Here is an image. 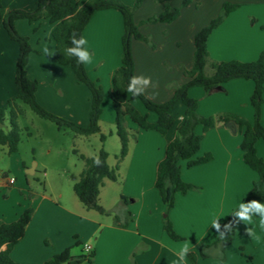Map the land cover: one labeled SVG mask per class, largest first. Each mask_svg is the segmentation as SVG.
Returning <instances> with one entry per match:
<instances>
[{"label":"crops","instance_id":"crops-1","mask_svg":"<svg viewBox=\"0 0 264 264\" xmlns=\"http://www.w3.org/2000/svg\"><path fill=\"white\" fill-rule=\"evenodd\" d=\"M89 1L82 0V4ZM126 1L129 6L135 2ZM182 2L170 0V5L179 7ZM37 3L38 0H16L12 5H4L3 0V8L6 11H34ZM225 3L241 7L210 36V59L252 62L264 52V0H201L199 6L194 2L184 8L181 16L173 23L141 25V22L165 10L163 4L156 5L153 0H144L134 15V21L142 34L151 37L155 47L134 40L132 53L135 76L151 77L152 83L144 91L152 101L158 104L168 102L176 87L188 82L181 68L190 70L193 66L195 36L221 14ZM48 23L39 24L41 29L48 27V34L42 35L39 28L40 35L34 36L41 53L31 55L27 68L29 77L39 83L37 99L51 113L87 126L90 121L91 93L76 80L70 67L55 61V43L52 41L55 25ZM27 24L17 21L16 26L22 34L30 37L38 25ZM123 34L122 14L113 9L96 12L84 31L83 37L87 41L84 48L92 57L91 62L85 64L86 70L89 77L100 84L105 92L100 123H103L105 110L111 108L106 97H109L112 88V75L122 65ZM43 38L48 41L45 46ZM9 43L7 32L1 28L0 107L18 95L15 76L19 50L13 48L11 55L7 56L6 46L8 48L11 45ZM41 47L43 50L47 48L48 53L41 51ZM254 89V82L237 79L221 85L209 94L200 87L192 88L189 94L199 101L198 111L202 116L233 113L252 122L255 112L250 100ZM140 103L134 101L132 104L143 115L147 114L150 122H156L157 115L149 113ZM185 112L183 105L175 109V125L166 136L142 130L127 119L131 138L129 153L120 166L122 168L126 165L120 197L121 200L122 196L128 198V205L122 200L123 204L115 213L102 205L109 213L104 216H115L113 222L102 221L100 216L95 217L93 213L97 212L87 210L73 196L63 194L60 188L50 190L46 185L43 194L31 190L30 197L16 196V205L0 210V221L15 222L29 207L34 209V214L24 238L11 253L12 259L20 264H43L67 248L79 247L76 243H80L81 251L74 252L72 249V256L83 255V246L91 245L95 254L92 264H132L133 261L136 264H193L190 252L198 255L195 264H264V223L254 213L250 221L239 219L224 261H221L217 249L211 250L209 257L199 255V247L216 241L222 224L233 211L244 205V199L259 180L258 173L244 162L241 150L243 135L233 132L227 126L210 130L204 135L198 156L212 154V162L191 169L186 162L181 163L183 180L201 188V191H192L187 195L178 194L176 206L169 214L176 233L185 240L174 241L165 232L163 216L166 207L155 188L157 165L164 158L167 145L177 138L178 128L185 120ZM115 119L116 113L115 117L111 115L114 124ZM262 123L264 125V106ZM196 133L203 134V128L199 126ZM3 150L8 152L7 147ZM257 150L258 155L264 159L263 141L257 144ZM29 168L26 167L28 173L36 174L39 165L35 164L32 170ZM44 171L47 172L46 169ZM8 181V175H0V190L17 184L16 181L10 186ZM15 195L13 189L8 197L10 199ZM127 212L133 215V221L123 228L121 225L127 222ZM185 247L187 252L181 257L180 253Z\"/></svg>","mask_w":264,"mask_h":264},{"label":"trees","instance_id":"trees-1","mask_svg":"<svg viewBox=\"0 0 264 264\" xmlns=\"http://www.w3.org/2000/svg\"><path fill=\"white\" fill-rule=\"evenodd\" d=\"M155 1L166 2L168 0ZM200 1L183 0L180 7H172L167 3L165 10L160 15L151 17L141 22V24L173 23L181 16L184 8L194 2L199 6ZM143 2L144 0H135L134 4L129 6L122 0H91L85 5L82 4V0H38L34 11H6L2 6V0H0V29H5L9 37L19 47L15 76L18 95L16 98L9 100L5 106L0 107V145L7 147L10 155L18 153L21 143V129L18 120L25 115V110L21 104L28 106L41 119L56 124L59 130H70L75 135L83 137L99 134L101 141L107 140V136L102 134L100 127L103 114L102 105L105 98L104 89L89 77L85 64L77 63V57L67 52V49L75 47L71 40L73 33H75L77 39L84 36V31L96 12L110 9L120 12L124 20L122 65L112 75V88L109 91V97L116 113V134L121 142V150L117 156L118 164L116 168H111L108 164L109 155L104 150H101L98 156L94 158L80 154V159L84 161L85 166L80 174L79 181L74 186V192L87 210L96 211L101 215H108L109 213L99 204L101 187L106 179L113 182L118 180L117 171L129 153L131 132L127 127V119H130L142 130L155 131L162 136H166L175 125L173 112L179 105H183L186 108L185 120L178 128L177 138L167 145L165 156L157 165L155 180V188L160 193L162 202L166 207L165 213L167 216L164 219V230L172 240L181 242L185 238L176 233L169 217L170 211L176 206L178 194L187 195L192 191H201V188L183 180L181 163L186 162L187 167L191 169L213 161L212 154L198 156L204 135L210 130L233 124L232 131L243 135L241 150L244 162L259 175V180L254 183L243 204L247 205L251 201L264 204V159L258 155L257 150V144L260 141L264 142V125L262 123L264 52L252 62L210 59L208 50L210 36L233 12L241 7V5L225 3L221 14L195 36L193 66L190 70L184 67L181 68L188 78V82L176 87L173 97L163 104L152 101L145 94V91L144 94L133 95L127 91L130 78L135 76L132 43L134 40H139L146 42L153 48L155 47L151 37L142 34L139 26L134 21V15ZM19 20H27L30 24L47 20L50 24L55 25L52 32V41L55 43L53 55L55 61L62 66L70 67L76 80L84 84L91 93L90 121L87 126H81L73 121L61 118L39 103L36 96L39 83L29 77L27 68L31 55L40 54V52L32 47L29 37L18 32L16 23ZM34 31H37V29ZM237 79L252 81L255 84L254 93L250 100L255 112L252 122L233 113H221L211 117H205L199 113V101L189 94L192 88L200 87L204 89L206 94H209L221 85ZM134 101H140L149 113L156 114L157 121L150 122L147 114L143 115L134 107L132 104ZM8 114L10 115L11 128L6 131L3 126ZM199 126L203 128V134L196 133ZM76 153L78 154L77 151ZM3 176H7V174ZM122 200L125 205H128V198L122 196ZM241 210V208H238L231 213L229 218L222 224L220 234L213 244L199 247L200 256L209 257L210 251L217 249L220 251L221 261L225 260L226 250L233 242L239 222L236 213ZM33 214L34 209L29 207L15 222L0 221V264H20L12 259L11 253L24 238ZM255 215L259 216L258 214ZM127 217V222L121 225L123 228H126L133 221V215L130 212H127ZM80 245V243H76V246ZM72 249H65L43 264L93 263L94 252L89 255L83 254L75 257L72 256ZM189 257L192 263L195 264L198 255L195 252H190ZM132 264H136L135 261Z\"/></svg>","mask_w":264,"mask_h":264},{"label":"rangeland","instance_id":"rangeland-1","mask_svg":"<svg viewBox=\"0 0 264 264\" xmlns=\"http://www.w3.org/2000/svg\"><path fill=\"white\" fill-rule=\"evenodd\" d=\"M15 1L16 0H4V5L5 3L6 5H12ZM84 1L86 0H83V2ZM153 2L156 5L163 4L165 7L167 3L170 5V0L166 2H157L153 0ZM124 3L126 4L127 1L125 0ZM19 21L25 22V24L28 26L27 20ZM46 21L47 20H41L36 22V25L38 26H36L35 29H37V31L32 30L31 36H26L30 38L32 47L38 52H40V50L39 46L35 44L34 36L40 31L42 35L48 34L46 31L48 30V27L43 26L44 28L41 29L42 26L39 25ZM18 32L25 36L19 30ZM8 40L10 42L9 44L11 45L8 48L6 46L7 56L11 55L13 48L17 51L19 50L18 44L14 42L9 37V35ZM42 42L44 46L46 45L45 43H48L45 38L42 39ZM40 49L43 51V47ZM106 100L108 104H110L111 108L110 110H105L103 123H100V126H102L103 130L102 134L107 136V140L104 142L101 141V136L99 134L90 137H83L75 135L70 130H59L56 124L41 119L35 113H33L28 106L21 104L25 110V115L21 116L18 120V124L21 129V143L19 146V153L9 155L8 152L3 150L4 147L0 145V175L2 176L7 174L9 179L14 178L17 181L16 185L12 186L9 184L12 187L3 188L0 190V210L11 208L12 205H16V201H18L16 196H20L22 198H25L26 196L30 197L31 190L35 193L43 194L46 185L50 190L60 188L63 194L71 195L77 200V202H79V199L74 192V186L80 179L78 174L80 171L82 172L85 166L84 161L80 159V154L94 158L98 156L101 150H104L109 155V166L111 168H116L118 164L117 156L121 150V142L116 134L115 124L111 120V115H114L115 117V111L113 110L112 102L108 96L106 97ZM3 128L6 131L10 130L11 128L9 114L7 115ZM29 133H32L33 135L29 136ZM35 164L39 165L38 172L36 174H34V172L28 173L26 167H30L29 169L32 170L34 169ZM125 167L126 165L122 166V168H119L117 171V182L106 179L104 180V184L101 187L99 204L101 206L104 205L108 209L112 210L113 213H115L117 209L120 208L121 204H123V202H121L122 200L120 193L122 191V175L125 172ZM44 169H46L47 172H45ZM13 189L17 195L9 199L8 194L10 190ZM93 214H95V217L100 216L102 221L113 222L116 220L114 215H112V217H106L104 215L102 216L98 212ZM166 216L167 214L164 213V219ZM81 248V246L74 247L73 250L74 252H80Z\"/></svg>","mask_w":264,"mask_h":264},{"label":"clouds","instance_id":"clouds-1","mask_svg":"<svg viewBox=\"0 0 264 264\" xmlns=\"http://www.w3.org/2000/svg\"><path fill=\"white\" fill-rule=\"evenodd\" d=\"M72 43L75 45L73 48L67 49V52L72 53L77 57V63L87 64L91 62V55L89 51L82 47L87 44L86 39L80 37L76 38L75 33L71 37ZM43 51L48 53V49L45 48ZM151 77L145 76H133L130 78V83L127 91L133 95L144 94V89L146 86L151 84ZM139 86V87H138ZM155 87V85H153ZM241 211L236 213L240 220L250 221L251 214L255 213L261 217V222L264 223V204H261L256 201H251L247 205H241ZM187 252V247L180 253L181 257Z\"/></svg>","mask_w":264,"mask_h":264},{"label":"built area","instance_id":"built-area-1","mask_svg":"<svg viewBox=\"0 0 264 264\" xmlns=\"http://www.w3.org/2000/svg\"><path fill=\"white\" fill-rule=\"evenodd\" d=\"M15 182L16 180L14 178L9 179L8 181L10 185H14ZM83 252H84V255H89L93 252V247L91 245L86 244L83 246Z\"/></svg>","mask_w":264,"mask_h":264},{"label":"water","instance_id":"water-1","mask_svg":"<svg viewBox=\"0 0 264 264\" xmlns=\"http://www.w3.org/2000/svg\"><path fill=\"white\" fill-rule=\"evenodd\" d=\"M227 127L231 129L233 127V124H228Z\"/></svg>","mask_w":264,"mask_h":264}]
</instances>
